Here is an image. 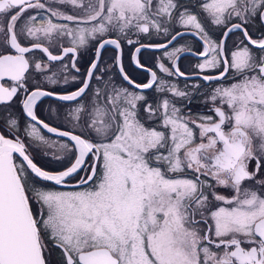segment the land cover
<instances>
[{"label":"snow or ice","instance_id":"obj_1","mask_svg":"<svg viewBox=\"0 0 264 264\" xmlns=\"http://www.w3.org/2000/svg\"><path fill=\"white\" fill-rule=\"evenodd\" d=\"M0 264H264V0H0Z\"/></svg>","mask_w":264,"mask_h":264},{"label":"flooded vegetation","instance_id":"obj_2","mask_svg":"<svg viewBox=\"0 0 264 264\" xmlns=\"http://www.w3.org/2000/svg\"><path fill=\"white\" fill-rule=\"evenodd\" d=\"M104 55H105V56L110 55V52L106 51ZM185 63H187L186 60H182V61H181V64H182V65H184Z\"/></svg>","mask_w":264,"mask_h":264}]
</instances>
